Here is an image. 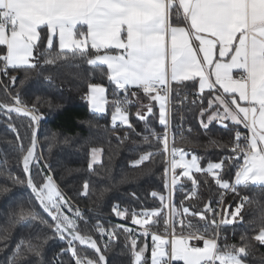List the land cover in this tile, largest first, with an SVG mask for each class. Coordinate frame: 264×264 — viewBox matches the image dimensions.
Listing matches in <instances>:
<instances>
[{"label": "snow or ice", "instance_id": "6c2138e0", "mask_svg": "<svg viewBox=\"0 0 264 264\" xmlns=\"http://www.w3.org/2000/svg\"><path fill=\"white\" fill-rule=\"evenodd\" d=\"M41 58L45 65L79 60L102 73L106 68L114 98L112 127L123 128L125 138L128 130L134 131L130 98H139L142 92L150 103L144 105L146 111L137 109L136 117L159 148L142 153L134 166L150 161L156 154L162 155L165 162L164 188L168 194L151 193L160 207L129 213L113 205L117 217H130L131 224L138 227L117 224L105 228L97 223L96 239L81 232L79 223H87L83 213L73 208L50 172L41 169L38 175L43 179L35 181L34 170L40 168L41 159L36 151L42 118L38 104L29 108L19 94L12 97L14 104L0 102V113L9 118L16 113L30 120L27 146L15 126L10 125L17 132L24 178L13 177L10 172L7 176L13 183L26 182L41 211L51 218L49 227L67 244L59 254L61 258L70 254L69 264H107L104 252L111 241L119 238L120 229L125 234L130 264H246L252 241L264 246V217L259 230L251 237L242 235L239 245L229 244L227 236L222 235L224 228L243 220L249 198L240 195L241 188L264 189V0H0V73L7 77L9 70L22 71L27 78L31 71L41 68ZM10 80L14 86L16 77ZM189 83L197 89L192 103L200 102L201 127L207 131L217 123L234 133L232 143L225 145L231 155L209 162L207 167L196 155L186 160L189 153L177 148L174 138L169 143L173 93L179 96L180 89ZM5 91H9L7 85ZM106 93L101 84L89 83L86 100L92 114H106ZM186 99L183 97L181 104ZM156 108L162 133L149 128V117L155 116ZM150 136L145 134L144 141ZM100 153L101 149L92 148L90 170H94ZM43 167L50 169L47 163ZM233 170L232 179H225ZM169 174L172 190L185 181L191 182L190 197L198 196L200 184L195 174L203 175L205 184L211 178L217 186L220 211L212 207L211 200L199 211L190 210L183 200L177 206L169 191ZM88 190L85 182L80 195L86 196ZM8 191L7 186L0 187V192ZM229 192L239 197L235 207L224 206V196ZM38 216L32 208L21 207L18 213L21 221ZM197 217L195 222L191 219ZM141 237L142 245L138 243ZM89 250L95 256H88ZM25 254L36 256L37 264H43L41 245L28 242L25 249L23 239L15 246L8 264H18V258ZM59 264H63L62 259Z\"/></svg>", "mask_w": 264, "mask_h": 264}, {"label": "trees", "instance_id": "16d2710c", "mask_svg": "<svg viewBox=\"0 0 264 264\" xmlns=\"http://www.w3.org/2000/svg\"><path fill=\"white\" fill-rule=\"evenodd\" d=\"M41 51H44L43 45ZM40 64L41 68L31 71L27 78L22 71L9 70V76L2 77L0 83V101L14 104L12 97L19 94L29 108L38 104L42 117L38 134L39 151L44 161L50 165L57 183L76 204L87 210V223L82 222L79 225L81 232L89 233L97 239L94 225L102 215L112 214L113 205H119L129 213L133 209L140 211L141 208H159V200H154L151 193L157 191L168 194L164 188L165 162L162 155L156 154L150 161L134 166V162L142 153L156 152L159 148L150 133H146L145 124L136 117L137 109L149 104L148 99L142 92L139 93V98H130L131 121L135 132L128 130V136L125 138L123 128L113 130L111 105L106 114H92L88 109L86 94L89 83L107 87L110 99L113 98L106 68L102 73L79 60L58 61L53 65H45L41 58ZM11 76L16 77L14 86L10 80ZM5 85L8 86V92L5 91ZM196 90V87L189 83L188 87L180 89L179 96L173 93L172 101L178 103L181 96L190 97ZM206 104L205 100V106ZM199 109V100L193 105L192 99L188 98L182 108L177 107L172 111L171 143L174 138L177 148L184 149L189 156H198L201 165L206 167L209 162H218L222 157L231 155L225 145L232 143L234 133L217 123H212L207 131L203 129L200 125ZM154 111L155 116L149 117V128L162 133V126L158 122V108ZM10 125L15 126L19 136L24 139L25 146L30 143L31 138L28 119L15 115L9 118L0 113V187L7 186L9 189L7 193L0 192V264H8V258L22 239L25 241V249L28 242L41 245L43 264H53L55 255L60 254L67 246L49 227L51 220L32 198L26 182L13 183L7 176L10 172L13 177L24 178L19 163L21 153L18 150L17 132H14ZM145 134L150 136L147 142L143 139ZM92 148L101 149L100 160L93 165L94 170L88 168ZM38 173L36 168V183L42 180ZM233 175L234 170L226 175L225 179L231 180ZM195 176L200 184L197 197H190V181L177 185L171 192L177 206L183 200L190 210L199 211L210 200L213 205L219 199V194L211 178H208L209 183L205 184L203 175ZM181 180L184 178L181 177ZM85 182L89 184L88 194L81 196ZM240 195L249 198L243 209V220L222 230V235L227 236L228 243L235 245L241 243L242 235L253 236L259 230L260 220L264 217V189L249 186L247 189L241 188ZM238 202L239 197L229 192L224 206L231 204L235 207ZM21 207L35 209L39 216L21 221L18 218ZM164 211L167 212V209ZM40 217L47 223H43ZM191 219L195 222L198 217ZM162 227L161 222V229ZM124 236V233L118 232L119 238L110 243L104 252L107 264H130V253L125 246ZM138 243L142 245L143 239ZM252 244L254 246L249 249V255L245 258L246 264H264V246L255 241H252ZM77 247L79 248L78 245ZM87 255L95 256L90 251ZM61 259L63 264H69L71 257L68 254L60 257ZM37 260L36 256L25 254L18 258V264H37Z\"/></svg>", "mask_w": 264, "mask_h": 264}, {"label": "built area", "instance_id": "2783aa9c", "mask_svg": "<svg viewBox=\"0 0 264 264\" xmlns=\"http://www.w3.org/2000/svg\"><path fill=\"white\" fill-rule=\"evenodd\" d=\"M2 77H5V76H4L2 73H0V83H2ZM183 97H185V96H181V97L179 98V102H178V103H175V102H173V101L171 100L170 107H171L172 111H173L175 108H177V107L182 108L183 104H181V99H182ZM186 97H187V96H186ZM188 98H191V99L193 100L194 95H192V96H190V97H187V99H188ZM113 99H114V98L110 99V100H111V106H112V101H113ZM187 99H186V100H187ZM186 100H184V102H185ZM112 108H113V107H112ZM113 110H114V109H113ZM129 113H130V121H131V114H132V107H131V104H130V107H129ZM180 121L182 122V115H181V117H180ZM131 123H132V121H131ZM118 129H119V128H118ZM132 131H133V130H132ZM243 131H246V130H243ZM243 131H242V132H243ZM134 132H135V128H134ZM153 139H154V138H153ZM171 139H172V130H171V126H170V131H169V143H170V145H171ZM154 140H155V139H154ZM38 155L41 157V159H40V161H39L40 168H37V170L40 172L41 169H42L44 173H49V172H50V174L53 176L51 169H49V168H44V167H43V165H44L46 162L44 161L42 155L40 154V151L38 152ZM47 164H48V163H47ZM41 177H42V176H41ZM53 178H54V176H53ZM42 179H43V177H42ZM54 181H55V183L57 184V186L59 187V189L64 193L65 197L68 198V200H69V202L72 204L73 208H78V209L83 213V216H84L85 220H87L86 215H85V213H86L87 210H86L85 208L79 206L78 204H76V203L71 199V197H70V196H69V195H68V194L62 189V187L57 183V181L55 180V178H54ZM170 182H171V177H170V175H169V191H171V183H170ZM227 195H228V193L224 196V201H225ZM219 199H220V197H219ZM219 199H218V200H219ZM212 207H213V208H216L217 211H220V206H218V205L216 204V202L212 205ZM120 209H123V208H120ZM65 211H67V210H65ZM167 211H168V210H167ZM82 222H83V221H81V222L79 223V225H80ZM97 223H102L103 226H104L105 228H108V227H110V226H115V225H117V224H122V225H125V226H128V227H131V228H137V227H138V226H135V225H132V224H131V220H130V218H129V219H126V220H121L119 217H117V216L113 213V211H112V214H110V215H102L101 218L95 223V225H96ZM95 225H94V232H95V235H96L97 239H99V233L95 231ZM177 230H179V224H177ZM161 231H162V229H161ZM119 232H122V233H123L122 229H120ZM141 239H143V237H141V238L138 240V242H139ZM105 240H107V237H105ZM60 241H61V240H60ZM114 241H115V240L111 241V243L114 242ZM61 242H63V241H61ZM147 242H148L149 245H151V239H150V237L148 238V241H147ZM63 243H65V242H63ZM193 243H195V241H193ZM65 244H66V243H65ZM66 246H67V244H66ZM100 246H101V248L104 247L103 244H101ZM69 255H70V254H69ZM81 255H82V254H81ZM59 262H60V257H59V253H57V254L55 255L54 259H53V264H59Z\"/></svg>", "mask_w": 264, "mask_h": 264}, {"label": "crops", "instance_id": "0c3cea01", "mask_svg": "<svg viewBox=\"0 0 264 264\" xmlns=\"http://www.w3.org/2000/svg\"><path fill=\"white\" fill-rule=\"evenodd\" d=\"M173 19H175V18H173ZM58 48V47H57ZM105 87V86H104ZM106 89H107V87H105ZM106 95H107V98H108V100H109V104L108 105H106V111L108 110V107L111 105V100H110V96H109V94H108V89H107V93H106ZM144 95V94H143ZM148 103H150V101L148 100ZM153 103V102H152ZM88 109H89V106H88ZM139 110H141V111H146V108L144 107V105L143 106H141V107H139ZM90 111V110H89ZM219 125V124H218ZM100 157V156H99ZM99 160H100V158H98ZM186 160H190L191 159V156H186V158H185ZM99 162V161H98ZM180 170V169H179Z\"/></svg>", "mask_w": 264, "mask_h": 264}, {"label": "water", "instance_id": "95a60500", "mask_svg": "<svg viewBox=\"0 0 264 264\" xmlns=\"http://www.w3.org/2000/svg\"><path fill=\"white\" fill-rule=\"evenodd\" d=\"M0 102H2V101H0ZM11 115H15V116H18V117H22V118H26V119H28L29 120V118L28 117H25V116H22V115H18V114H16V113H12ZM30 121V120H29ZM39 131H40V121H39V123H38V134H39ZM36 151H37V154H38V152H39V144H38V146H37V149H36ZM28 189V188H27ZM28 191H29V193L31 194V192H30V190L28 189ZM32 196V195H31ZM36 202V201H35ZM37 203V205H38V202H36ZM39 206V205H38ZM41 210V209H40ZM45 215H46V213H44ZM47 216V215H46ZM48 217V216H47ZM50 220H51V218L50 217H48ZM79 247H81L79 244H77ZM91 253H93L94 255H95V253L94 252H92L91 250H89Z\"/></svg>", "mask_w": 264, "mask_h": 264}, {"label": "rangeland", "instance_id": "374dc122", "mask_svg": "<svg viewBox=\"0 0 264 264\" xmlns=\"http://www.w3.org/2000/svg\"><path fill=\"white\" fill-rule=\"evenodd\" d=\"M154 103V102H153ZM41 121V120H40ZM41 154V153H40ZM101 154V153H100ZM100 156V155H99ZM100 158V157H99ZM98 161H99V159H98ZM207 167V166H206Z\"/></svg>", "mask_w": 264, "mask_h": 264}]
</instances>
